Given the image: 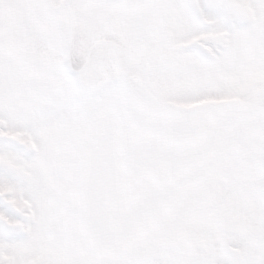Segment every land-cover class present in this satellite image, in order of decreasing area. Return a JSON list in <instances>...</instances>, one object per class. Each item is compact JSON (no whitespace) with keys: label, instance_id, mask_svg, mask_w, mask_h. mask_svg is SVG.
Listing matches in <instances>:
<instances>
[{"label":"snow or ice","instance_id":"obj_1","mask_svg":"<svg viewBox=\"0 0 264 264\" xmlns=\"http://www.w3.org/2000/svg\"><path fill=\"white\" fill-rule=\"evenodd\" d=\"M0 264H264V0H0Z\"/></svg>","mask_w":264,"mask_h":264}]
</instances>
